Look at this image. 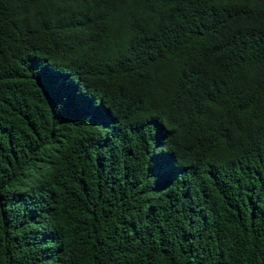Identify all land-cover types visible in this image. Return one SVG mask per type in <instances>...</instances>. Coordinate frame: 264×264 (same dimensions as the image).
Instances as JSON below:
<instances>
[{"label": "trees", "instance_id": "obj_1", "mask_svg": "<svg viewBox=\"0 0 264 264\" xmlns=\"http://www.w3.org/2000/svg\"><path fill=\"white\" fill-rule=\"evenodd\" d=\"M0 264H264V0H0Z\"/></svg>", "mask_w": 264, "mask_h": 264}]
</instances>
